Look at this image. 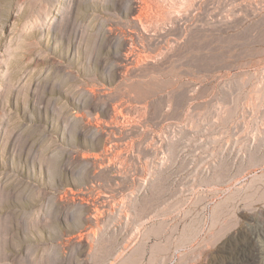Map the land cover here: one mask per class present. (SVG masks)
Here are the masks:
<instances>
[{"label":"rangeland","instance_id":"obj_1","mask_svg":"<svg viewBox=\"0 0 264 264\" xmlns=\"http://www.w3.org/2000/svg\"><path fill=\"white\" fill-rule=\"evenodd\" d=\"M263 233L264 0H0V264H264Z\"/></svg>","mask_w":264,"mask_h":264},{"label":"bare ground","instance_id":"obj_2","mask_svg":"<svg viewBox=\"0 0 264 264\" xmlns=\"http://www.w3.org/2000/svg\"><path fill=\"white\" fill-rule=\"evenodd\" d=\"M167 11H168V10H167ZM141 14H142V13H141ZM168 15H169V14H168ZM141 16H142V15H141ZM146 17H147V16H146ZM152 17H153V16H152ZM146 19H147V18H146ZM135 20H137V19H135ZM140 21L142 22V20H140ZM147 22H148V21H147ZM150 22H151V21H150ZM142 23H143V22H142ZM155 23H156V21H155ZM139 24H140V22H139ZM143 24H144V23H143ZM148 24H149V23H148ZM150 25H151V23H150ZM152 26H153V25H152ZM145 27H146V26H145ZM145 27H144V28H145ZM147 28H148V26H147ZM147 28H146V29H147ZM146 29H145V30H146ZM148 31H149V30H148ZM138 56H139L140 59L142 58V55L139 54ZM143 59H144V58H143ZM119 121H120V120H119ZM263 234H264V233H263ZM238 248H239V247H238ZM242 251L244 252V254H246V249H243ZM238 252H239V251H238ZM243 252H242V253H243ZM232 255H234V253H233ZM246 255H249V254H246ZM246 255H245V259H246ZM234 256H235V255H234ZM236 256H237V255H236ZM232 257H233V256H232ZM232 257H231V261H232V262H230V264H247V260H243V258L241 259L240 257H238V258H235V260H234ZM250 257H251V256H250ZM248 260H249V259H248Z\"/></svg>","mask_w":264,"mask_h":264}]
</instances>
